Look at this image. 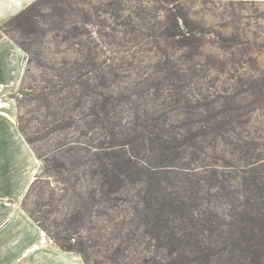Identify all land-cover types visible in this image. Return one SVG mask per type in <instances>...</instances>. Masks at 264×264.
Returning <instances> with one entry per match:
<instances>
[{"label": "rangeland", "instance_id": "rangeland-1", "mask_svg": "<svg viewBox=\"0 0 264 264\" xmlns=\"http://www.w3.org/2000/svg\"><path fill=\"white\" fill-rule=\"evenodd\" d=\"M29 5L0 23L24 54L0 99L47 241L87 264H264V2ZM172 5L206 33L188 56L160 35Z\"/></svg>", "mask_w": 264, "mask_h": 264}, {"label": "crops", "instance_id": "crops-1", "mask_svg": "<svg viewBox=\"0 0 264 264\" xmlns=\"http://www.w3.org/2000/svg\"><path fill=\"white\" fill-rule=\"evenodd\" d=\"M35 0H0V23ZM257 1L264 0H236ZM24 54L0 36V94L15 89L21 79ZM0 99V264H84L47 241L21 208L39 170V161Z\"/></svg>", "mask_w": 264, "mask_h": 264}, {"label": "trees", "instance_id": "trees-1", "mask_svg": "<svg viewBox=\"0 0 264 264\" xmlns=\"http://www.w3.org/2000/svg\"><path fill=\"white\" fill-rule=\"evenodd\" d=\"M200 1L201 3H206V2L219 1V0H200ZM26 9H24V11ZM167 11L169 13L167 15V23L163 28V30L160 32L161 33L160 35L164 37V40L167 41L170 45H176L180 49L186 50V53L184 54L185 56H188L189 53L193 52L196 49L201 48L202 39L206 34L205 31L195 26L183 13H177L176 8H174L173 5L171 6L170 9L168 8ZM179 19L181 20L180 23H178L177 21ZM239 227H242V225L241 224L236 225L235 229H238ZM239 233L240 235L236 234L235 232H231L228 234L229 240L232 243L237 242V246H232V248H237L238 246H241L243 242L244 243L250 242L249 240H246V242L245 241L240 242L239 237L241 238L243 236V233L242 232ZM252 237L254 239V244H252L254 248L251 250V253L252 255H254L258 252L257 247L259 246L263 247L262 239H264V235L252 234ZM57 246L62 251H69L66 250L67 249L66 246H62L61 244H58ZM81 259L84 264H87L84 257H81Z\"/></svg>", "mask_w": 264, "mask_h": 264}]
</instances>
